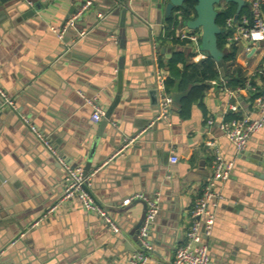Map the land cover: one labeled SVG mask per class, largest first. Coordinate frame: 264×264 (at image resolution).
Wrapping results in <instances>:
<instances>
[{"label": "crops", "instance_id": "crops-1", "mask_svg": "<svg viewBox=\"0 0 264 264\" xmlns=\"http://www.w3.org/2000/svg\"><path fill=\"white\" fill-rule=\"evenodd\" d=\"M14 1L0 10V83L18 107H1L0 100V264H132L141 249L146 206L124 202L137 194L159 198L150 262L172 264L217 155L234 167L217 186L223 200L208 240L213 264H264V127L244 153L220 127L257 117L254 93L264 92L258 75L264 45L249 58L248 43L237 45L236 59L248 71L251 88L230 89L221 77L201 92L204 83L191 78L188 85L179 75V91L188 95L179 108L173 104L168 119L152 124L158 115L155 50L168 78L178 71L196 77L194 65L209 59L181 39L189 30L176 26L168 33L164 10L152 0ZM82 4H89L83 17L60 40L50 28L64 26ZM242 12L251 16L248 7ZM90 99L103 111L97 122ZM231 105L236 112L229 111ZM31 126L73 166L86 170L90 162L87 189L116 221L118 233L79 201L58 205L63 168ZM172 156L177 163L170 162Z\"/></svg>", "mask_w": 264, "mask_h": 264}, {"label": "built area", "instance_id": "built-area-1", "mask_svg": "<svg viewBox=\"0 0 264 264\" xmlns=\"http://www.w3.org/2000/svg\"><path fill=\"white\" fill-rule=\"evenodd\" d=\"M250 4L251 16H241L237 21L230 18L226 22V30L230 35L227 37L228 46L235 44L236 46L247 42L248 46L244 51V57L249 58L252 52H255L264 42V16L263 7L264 0H246ZM89 4H82L65 22L61 28L51 27L60 40H63L66 34L75 28L79 20L83 17ZM85 33H81L84 36ZM182 40L189 41L198 50L200 44V34L194 31L182 33ZM153 65L155 74V91L158 96V115L152 122L166 120L169 117L173 106L172 93L168 91L166 82L168 73L163 68L160 60V54L155 50L153 55ZM258 75L264 79V69L258 71ZM251 88L250 81L246 82L243 90ZM0 100L1 107L17 110V103L6 92L0 83ZM93 105L94 113L93 121H99L103 115L101 107L94 103V100H87ZM257 117L243 116L229 121H224L221 124V130L226 138L233 144L237 152L244 153L246 151L249 140L264 127V92L259 94L254 100ZM229 111L236 112L237 108L234 105L229 107ZM28 123V119L24 118ZM213 121H209L212 124ZM31 130L36 134L37 138L44 144L48 151L56 157L58 163L64 171L65 188L61 197L60 205L64 201H79L83 208L92 214L101 218L115 233H118L119 226L116 221L109 215L106 209L98 204L94 197L88 191L91 176L85 173L83 166H73L65 158L58 155L57 150L49 139L43 136L35 126H31ZM209 146L214 147L215 143L209 142ZM179 158L172 156L170 162L177 163ZM232 162H225L224 159L217 155L213 161V171L210 179L200 190L190 214V226L186 232V240L183 245L175 251L172 264H213L209 239L212 237L213 229L216 221L215 210L218 207L223 196L218 192L217 186L220 182L227 181L231 177L233 170ZM133 200H142L147 204L146 216L138 233L140 243V251L133 257L132 264H151L149 255L153 251V246L150 242V232L152 224L159 212V198L154 196L149 198L143 194H137L127 199L124 205L130 204ZM54 208L49 209L43 217L46 218Z\"/></svg>", "mask_w": 264, "mask_h": 264}, {"label": "water", "instance_id": "water-1", "mask_svg": "<svg viewBox=\"0 0 264 264\" xmlns=\"http://www.w3.org/2000/svg\"><path fill=\"white\" fill-rule=\"evenodd\" d=\"M12 1L14 0H0V10H2V6H5L7 5V3L12 2ZM15 1L19 2L18 0H15ZM29 1L31 2L32 0H29ZM186 1L187 0H152V2L155 4V6L158 7L160 11L164 10L166 19H169L174 14L177 16L178 21H179L178 29L182 30L186 28L189 31H194V32L199 31L200 32L201 35H200V44L198 46V51L206 58L213 59L217 63L218 67L221 69L222 76H224V71L222 69L224 52L221 51L218 47V37L221 34L225 33L226 29L221 28L217 24V18L220 14L218 7L222 3L235 4L237 6V9H236V15L234 19L237 21L240 17L242 9L245 7L250 8V4L246 2V0H195L196 1V5L194 6L195 17L191 19H185L181 11H178L176 13L175 11L178 9L185 10L187 8ZM127 2L128 0H124V5H126ZM126 7L127 6H124L122 8L123 14H126L128 11V8ZM31 13L32 15H34L35 12L32 11ZM124 20L125 19L123 18V21ZM122 26H124V24H122ZM157 29L158 28L156 27V31ZM261 45H264V42H262ZM162 52L164 53L165 50L163 49ZM179 84L180 83L177 82L175 84V87L171 91L172 98H173V104L176 106V108H179L181 106L182 99L185 98L189 92V90L185 92H180ZM117 101L118 99L116 100V102ZM111 111H112V108L107 112L106 119L110 117ZM96 144L97 143H95V146ZM261 163L264 164V159L261 161ZM90 168H91V164L89 162L85 168L86 174ZM188 180H190V178L186 176V181ZM186 181H184L183 183L184 186H187L188 184ZM145 206L147 210L146 203H145ZM143 222L140 224V227L143 224ZM149 239H151V236L149 237Z\"/></svg>", "mask_w": 264, "mask_h": 264}, {"label": "trees", "instance_id": "trees-1", "mask_svg": "<svg viewBox=\"0 0 264 264\" xmlns=\"http://www.w3.org/2000/svg\"><path fill=\"white\" fill-rule=\"evenodd\" d=\"M196 5L195 0H187L186 6L187 8L185 10L178 9L175 11H181L182 15L185 19H191L195 17L194 12V6ZM218 10L220 11V14L217 18V24L221 28L226 29V22L230 18H234L236 15V5L231 3H222ZM243 12L240 14V17L242 16ZM239 17V18H240ZM167 29L168 33H171L173 28L179 25V21L177 16L174 14L169 19H167ZM230 35L229 31L226 30L225 33L221 34L218 37V47L221 51L224 52L223 57V66L222 69L224 71V76L221 74V69L218 67L216 62L212 60L211 58L207 59L203 63H199L197 65H194V69L196 71V77H188V75L185 72L180 73L178 71V74L173 75L171 78H168L166 82V86L169 92H171L172 88L174 87V84L176 83L175 78L180 75V77L183 78V82L188 84L191 82V78L197 79V81L204 83V85L201 87V90H206L208 88L207 83H210L212 80L220 79L221 77L226 80V84L230 89H238L239 87L243 88L245 87L246 81L248 80V71L241 66L237 62V46L235 44L228 46L227 37ZM189 78V79H188ZM200 86H196L195 90L197 89V92L200 90L198 89ZM203 90L201 92H203ZM257 93H254V98L257 97ZM203 94L200 95L199 98H202Z\"/></svg>", "mask_w": 264, "mask_h": 264}]
</instances>
